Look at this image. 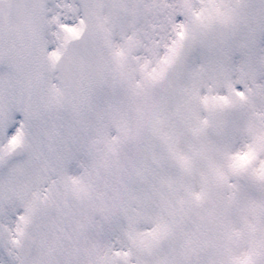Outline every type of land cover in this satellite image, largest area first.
Here are the masks:
<instances>
[{
	"label": "snow or ice",
	"instance_id": "obj_1",
	"mask_svg": "<svg viewBox=\"0 0 264 264\" xmlns=\"http://www.w3.org/2000/svg\"><path fill=\"white\" fill-rule=\"evenodd\" d=\"M0 264H264V0H0Z\"/></svg>",
	"mask_w": 264,
	"mask_h": 264
}]
</instances>
